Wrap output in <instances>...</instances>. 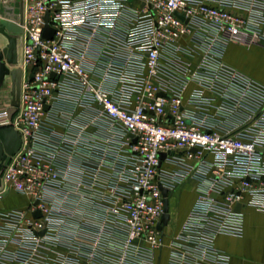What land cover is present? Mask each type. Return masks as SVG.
Here are the masks:
<instances>
[{"label":"built area","instance_id":"obj_1","mask_svg":"<svg viewBox=\"0 0 264 264\" xmlns=\"http://www.w3.org/2000/svg\"><path fill=\"white\" fill-rule=\"evenodd\" d=\"M18 1L19 101L0 129L22 143L0 197L31 202L0 214V264H230L217 237L243 235L246 206L264 211V84L224 56L264 45V0ZM189 178L193 205L159 229L163 188L171 199ZM87 204L91 237L74 227Z\"/></svg>","mask_w":264,"mask_h":264},{"label":"crops","instance_id":"obj_2","mask_svg":"<svg viewBox=\"0 0 264 264\" xmlns=\"http://www.w3.org/2000/svg\"><path fill=\"white\" fill-rule=\"evenodd\" d=\"M6 0H0V10L3 11V4ZM1 36L7 41L4 44L7 45V38L0 33ZM1 43V41H0ZM3 44V43H2ZM3 44V45H4ZM2 45V46H3ZM101 46V43L97 40L94 41L95 50H90V60L94 67L99 66V57L97 55L96 50H98ZM253 46H264V45H245L238 43H229L226 49V53L224 56L225 61L239 69L240 71L246 73L251 76L255 80L264 84V74L261 70H258L252 64L249 63L248 60L241 58V55L236 53H232V49L240 48L241 51H245L246 47ZM19 47V56H20V44ZM2 51V48H0ZM240 51V52H241ZM18 68V67H17ZM22 78V75H21ZM262 79V80H261ZM115 84V83H114ZM113 85V82H112ZM58 107H68L73 110L74 116H77L78 119H83L82 117L90 118L92 113L79 104L75 103L71 100L60 99L58 102ZM90 131L92 127L89 128ZM57 131L60 133H64L65 128L57 127ZM190 189V191H189ZM187 193L190 195V200L187 203L186 210L182 216L178 214L177 206V197L178 194ZM197 182L193 178L187 179L185 182L177 185L171 192L170 199V212H171V221L169 225V230L172 231L186 216L188 210L193 205L196 197H197ZM6 194V195H4ZM2 197H0V214L5 211H10L12 209L18 208H27L31 202L30 198L27 195L18 193L14 189H9L6 193H4ZM24 200V201H23ZM23 201V202H22ZM84 216H80L78 221L74 223V227L77 232L84 237H91L94 235L96 230L95 223L87 224L84 221L89 223L97 222L96 219L101 218L100 211L93 204H87V206L82 209ZM244 212V233L241 236L236 235H220L216 239V245L227 252L230 255V264H264V211L257 210L254 207L246 206L243 209Z\"/></svg>","mask_w":264,"mask_h":264},{"label":"water","instance_id":"obj_3","mask_svg":"<svg viewBox=\"0 0 264 264\" xmlns=\"http://www.w3.org/2000/svg\"><path fill=\"white\" fill-rule=\"evenodd\" d=\"M4 18H0V33H2L8 40L6 47L0 51V88L6 78V76L12 77V105L8 109L9 116L17 110V105L19 101L20 93V83H21V69H11L10 65L17 66L19 64V47L18 39L19 34L22 33V27L20 26L21 21V8L20 2L10 1L5 2L3 5ZM48 21V15L46 17ZM55 33V30L50 27L47 23L45 26L44 36L51 38ZM32 74L30 78H32ZM22 139L20 133L13 127H6L0 129V170L6 159L9 156L17 153L21 147ZM164 157V154H163ZM1 185V177H0ZM164 199V214L161 223L158 225L159 229L167 225L170 221V197L168 195L167 189L163 188ZM240 204L237 205L236 209L239 210ZM35 217L41 216L39 210L34 212ZM44 232V231H43ZM42 232V233H43Z\"/></svg>","mask_w":264,"mask_h":264},{"label":"rangeland","instance_id":"obj_4","mask_svg":"<svg viewBox=\"0 0 264 264\" xmlns=\"http://www.w3.org/2000/svg\"><path fill=\"white\" fill-rule=\"evenodd\" d=\"M3 11L0 10V17L2 16ZM0 48H2V50L6 47V45L4 44L5 42H7L3 36L0 35ZM4 45H3V44ZM3 45V46H2ZM240 48H233L232 49V53H236L237 56L241 55V58L246 59L249 61L250 64H252V66H254L255 68H257L258 70H261V72H263L264 74V46H253V47H246L245 51H241ZM11 69H16L17 66H13L10 65ZM262 80V79H261ZM264 81V80H262ZM12 99H13V95H12V77L6 76L2 87L0 88V111L4 110L5 107H8L10 105H12ZM190 191V189H189ZM6 195V194H4ZM190 193H179L178 197H177V206L178 207V214L179 216H182L185 212V208L187 206V203L190 200ZM24 201V200H23ZM22 201V202H23Z\"/></svg>","mask_w":264,"mask_h":264},{"label":"bare ground","instance_id":"obj_5","mask_svg":"<svg viewBox=\"0 0 264 264\" xmlns=\"http://www.w3.org/2000/svg\"><path fill=\"white\" fill-rule=\"evenodd\" d=\"M171 213V212H170ZM171 215V214H170ZM171 219V218H170Z\"/></svg>","mask_w":264,"mask_h":264}]
</instances>
